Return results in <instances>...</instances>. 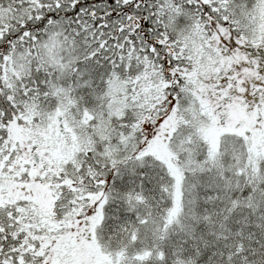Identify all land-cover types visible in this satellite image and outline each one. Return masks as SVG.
Returning a JSON list of instances; mask_svg holds the SVG:
<instances>
[{
	"label": "snow or ice",
	"instance_id": "6c2138e0",
	"mask_svg": "<svg viewBox=\"0 0 264 264\" xmlns=\"http://www.w3.org/2000/svg\"><path fill=\"white\" fill-rule=\"evenodd\" d=\"M0 264H264V0H0Z\"/></svg>",
	"mask_w": 264,
	"mask_h": 264
}]
</instances>
